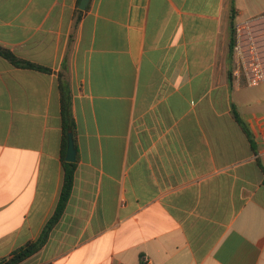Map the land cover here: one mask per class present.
Segmentation results:
<instances>
[{"label": "crops", "instance_id": "obj_1", "mask_svg": "<svg viewBox=\"0 0 264 264\" xmlns=\"http://www.w3.org/2000/svg\"><path fill=\"white\" fill-rule=\"evenodd\" d=\"M81 1L0 0V259L57 209L64 92L73 190L21 264H264V85L231 53L264 0Z\"/></svg>", "mask_w": 264, "mask_h": 264}, {"label": "built area", "instance_id": "obj_2", "mask_svg": "<svg viewBox=\"0 0 264 264\" xmlns=\"http://www.w3.org/2000/svg\"><path fill=\"white\" fill-rule=\"evenodd\" d=\"M233 59L237 82L264 85V13L235 23Z\"/></svg>", "mask_w": 264, "mask_h": 264}, {"label": "trees", "instance_id": "obj_3", "mask_svg": "<svg viewBox=\"0 0 264 264\" xmlns=\"http://www.w3.org/2000/svg\"><path fill=\"white\" fill-rule=\"evenodd\" d=\"M233 45H234V37L231 41V53L233 54ZM12 61H15V58L11 57ZM33 68H41L35 65H31ZM63 121H64V139H63V151L66 154L67 152V147H68V133L69 131H72L73 133L76 130V125L74 120L71 117L70 113V107L69 103L66 101L64 98V92H63ZM239 120V123L241 124V120ZM246 131V128H244ZM247 135L249 133L246 131ZM65 154L63 156V166L65 170V177H64V184L60 196V200L57 206V209L55 211V214L51 218V220L48 222L46 225L45 229L43 230L42 235L40 238L35 241V242H30L26 244L25 246L19 248L16 250L13 255L9 258H2L0 259V264H21L23 261L28 259L29 257L33 256L34 254L38 253L42 247L46 244L49 235L53 229V227L56 225V223L59 221L61 218L66 205L69 201V198L71 197L72 190H73V184H74V179H75V171H76V164L75 163H70L65 160ZM261 168L264 173V166L261 165Z\"/></svg>", "mask_w": 264, "mask_h": 264}, {"label": "water", "instance_id": "obj_4", "mask_svg": "<svg viewBox=\"0 0 264 264\" xmlns=\"http://www.w3.org/2000/svg\"><path fill=\"white\" fill-rule=\"evenodd\" d=\"M89 3V0H82L80 4V9L85 10L87 5ZM76 149H75V144H74V138L73 134L69 133L68 136V151H67V156H66V161L70 163H74L76 161Z\"/></svg>", "mask_w": 264, "mask_h": 264}]
</instances>
